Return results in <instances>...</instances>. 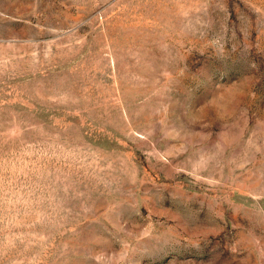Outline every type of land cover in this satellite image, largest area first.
<instances>
[{
  "label": "rangeland",
  "instance_id": "374dc122",
  "mask_svg": "<svg viewBox=\"0 0 264 264\" xmlns=\"http://www.w3.org/2000/svg\"><path fill=\"white\" fill-rule=\"evenodd\" d=\"M0 264H264V0H0Z\"/></svg>",
  "mask_w": 264,
  "mask_h": 264
}]
</instances>
